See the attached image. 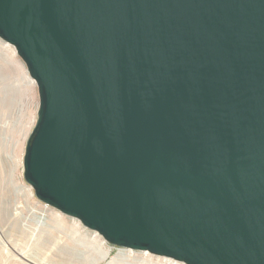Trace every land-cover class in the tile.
I'll use <instances>...</instances> for the list:
<instances>
[{
    "label": "water",
    "instance_id": "obj_1",
    "mask_svg": "<svg viewBox=\"0 0 264 264\" xmlns=\"http://www.w3.org/2000/svg\"><path fill=\"white\" fill-rule=\"evenodd\" d=\"M39 91L36 196L114 245L264 264V0H0Z\"/></svg>",
    "mask_w": 264,
    "mask_h": 264
},
{
    "label": "rangeland",
    "instance_id": "obj_2",
    "mask_svg": "<svg viewBox=\"0 0 264 264\" xmlns=\"http://www.w3.org/2000/svg\"><path fill=\"white\" fill-rule=\"evenodd\" d=\"M30 77L16 48L0 39V264H170L171 257L111 244L36 196L24 176L40 103Z\"/></svg>",
    "mask_w": 264,
    "mask_h": 264
},
{
    "label": "bare ground",
    "instance_id": "obj_3",
    "mask_svg": "<svg viewBox=\"0 0 264 264\" xmlns=\"http://www.w3.org/2000/svg\"><path fill=\"white\" fill-rule=\"evenodd\" d=\"M4 43H7V42H5L4 41ZM8 45H11L10 43H8ZM31 78V77H30ZM32 80L30 81V84H34V86H35V83H36V81H35V79H33V78H31ZM35 82V83H34ZM28 188H30L29 189V191L31 192V193H33V191H32V188L31 187H28ZM46 218L45 217H43V216H40L39 217V222H40V224H41V226H45L46 224H47V221L45 220ZM46 228V227H45ZM130 249H132V248H130ZM168 257V256H167ZM164 258H166V257H164ZM166 260H170V264H172V262H174V258H166ZM174 264H180V262H178V260H176V262H174ZM184 264H186L185 262H184Z\"/></svg>",
    "mask_w": 264,
    "mask_h": 264
}]
</instances>
